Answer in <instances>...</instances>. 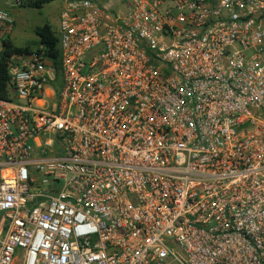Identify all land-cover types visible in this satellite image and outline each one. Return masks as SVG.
Returning <instances> with one entry per match:
<instances>
[{
    "label": "built area",
    "instance_id": "built-area-1",
    "mask_svg": "<svg viewBox=\"0 0 264 264\" xmlns=\"http://www.w3.org/2000/svg\"><path fill=\"white\" fill-rule=\"evenodd\" d=\"M60 1V67L5 60L0 264H264V0Z\"/></svg>",
    "mask_w": 264,
    "mask_h": 264
},
{
    "label": "rangeland",
    "instance_id": "rangeland-1",
    "mask_svg": "<svg viewBox=\"0 0 264 264\" xmlns=\"http://www.w3.org/2000/svg\"><path fill=\"white\" fill-rule=\"evenodd\" d=\"M60 0H52L41 8L27 6L14 7L11 9L15 23L11 38L17 46L31 44L33 47L38 43L39 37L35 33V26L43 21H48L53 29L58 30V19L61 8ZM171 264H178L173 262Z\"/></svg>",
    "mask_w": 264,
    "mask_h": 264
},
{
    "label": "trees",
    "instance_id": "trees-1",
    "mask_svg": "<svg viewBox=\"0 0 264 264\" xmlns=\"http://www.w3.org/2000/svg\"><path fill=\"white\" fill-rule=\"evenodd\" d=\"M52 0H27V4L32 8H41L44 4ZM35 33L39 37V41L46 46V54L52 60L53 65L58 69L60 67V51L58 48L57 31L52 28L48 21H43L35 26ZM4 50L2 51V59L0 62V97L5 98L7 86V73L5 68V60L10 53L15 51L29 50L31 44L22 47L17 46L12 38H7L3 42Z\"/></svg>",
    "mask_w": 264,
    "mask_h": 264
}]
</instances>
